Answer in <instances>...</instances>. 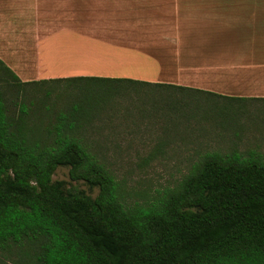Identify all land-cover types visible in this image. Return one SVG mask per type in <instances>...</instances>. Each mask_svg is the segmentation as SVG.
Masks as SVG:
<instances>
[{"label":"trees","instance_id":"1","mask_svg":"<svg viewBox=\"0 0 264 264\" xmlns=\"http://www.w3.org/2000/svg\"><path fill=\"white\" fill-rule=\"evenodd\" d=\"M59 82L65 85L54 94L64 101L56 113V139L41 145L32 140L37 125H26L22 115H10L5 95L14 86L59 89ZM130 91L135 92L131 100L141 107L154 108L159 100L173 111H186L187 99L179 97L188 92L264 102L125 77L21 81L0 60V254L25 247L16 264H264V158L259 155H211L154 202H122L119 183L92 159L73 130ZM50 94L46 91L42 105L54 106ZM244 104L213 99L202 108L223 115L211 122L213 126L243 130L254 124L248 111L244 115ZM39 108L42 112L44 107ZM192 109L168 123L166 132L180 122L192 125L190 118L201 122L204 114L199 109L192 115ZM60 166L69 168L71 180L96 188V195L53 180Z\"/></svg>","mask_w":264,"mask_h":264},{"label":"crops","instance_id":"2","mask_svg":"<svg viewBox=\"0 0 264 264\" xmlns=\"http://www.w3.org/2000/svg\"><path fill=\"white\" fill-rule=\"evenodd\" d=\"M0 60L264 98V0H0Z\"/></svg>","mask_w":264,"mask_h":264},{"label":"rangeland","instance_id":"3","mask_svg":"<svg viewBox=\"0 0 264 264\" xmlns=\"http://www.w3.org/2000/svg\"><path fill=\"white\" fill-rule=\"evenodd\" d=\"M58 85L59 89L54 90L46 86H14L8 88L5 95L10 115H22L26 118V125H37L39 129H33L36 135L32 140L40 141L41 145H51L56 139V113L64 101L62 96L56 99L54 94L61 91L65 84L59 82ZM136 89H139L138 86ZM46 91L51 92L49 96L54 102L53 107L51 103H40L47 96ZM134 96L135 92L130 91L127 98H119L115 104L100 110L96 118L73 130L92 159L119 183L121 200L125 205L154 202L165 192L176 188L195 164L211 155L226 157L237 152L243 158L258 155L264 158L263 101H237L195 92L183 93L179 98H186L188 102L184 104V107L188 106L184 109L188 112L189 106H192V115L200 109L204 118L201 122H194L190 118L192 125L185 122L173 124L166 132L168 123L171 124L173 119L177 120L186 111L182 108L168 110L159 100L155 101L154 108L141 107L131 100ZM213 99L216 103H247L243 105L244 115L248 111L253 126L244 125L243 130L213 126L211 122L215 120L217 123L223 119V115L210 107L202 108ZM22 106L25 113L21 112ZM40 106L44 107L42 112ZM238 122L240 119L236 118V124ZM230 123H233L232 118ZM68 170V167H58L52 179L63 180L67 187L84 189L96 195V188L90 189L82 181L71 180ZM23 249L25 247H14L10 253L0 254V264H16L23 255Z\"/></svg>","mask_w":264,"mask_h":264}]
</instances>
